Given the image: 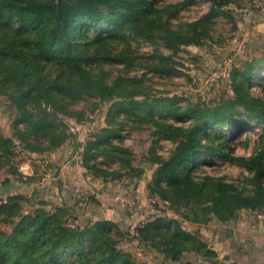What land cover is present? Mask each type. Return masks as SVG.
Listing matches in <instances>:
<instances>
[{
  "label": "rangeland",
  "instance_id": "374dc122",
  "mask_svg": "<svg viewBox=\"0 0 264 264\" xmlns=\"http://www.w3.org/2000/svg\"><path fill=\"white\" fill-rule=\"evenodd\" d=\"M154 2L149 23L132 18L128 28L81 18L72 50L40 63L33 44L37 34L3 10L0 0V134L15 141L12 156L0 153L3 235L10 236L23 217L45 211L75 229L104 223L109 237L140 264H176L140 234L160 219L151 229L161 227L160 235L151 234L156 241L176 223L187 230L184 225L217 222L242 235L241 251L264 247L259 233L264 229V122L258 114L264 106V0H231L212 14L208 0ZM84 71L89 84L102 80L113 96L82 92ZM22 91L36 128L19 123L25 111L12 100ZM219 107L232 109L226 124L201 129L204 117L225 114ZM191 137L202 150L193 171L175 167L177 177L157 185L161 162ZM5 145L0 139V147ZM86 163L116 174H96ZM214 182L257 198L258 206L229 211L227 196ZM252 229L255 237L249 236ZM96 247H88L93 256L99 254ZM193 253L182 264L222 263L218 255L210 260ZM4 255L13 252L8 248ZM86 262L94 264L95 258Z\"/></svg>",
  "mask_w": 264,
  "mask_h": 264
},
{
  "label": "trees",
  "instance_id": "16d2710c",
  "mask_svg": "<svg viewBox=\"0 0 264 264\" xmlns=\"http://www.w3.org/2000/svg\"><path fill=\"white\" fill-rule=\"evenodd\" d=\"M4 1H6V5ZM4 1L2 0L1 4L3 10H10L13 18H17L22 27L28 28L37 34L38 37L36 36V41L33 44H35L34 48H37L35 54L38 60H40V63L42 60L51 63L57 60L62 53H69L72 50L71 36L75 30V24L81 18L87 17L93 24L108 23L116 28H128L131 24H134L130 22L132 18L138 20V23H149V18L151 20L150 15L153 12L152 6L154 7L155 5L154 0H152V4L148 0ZM195 1L185 0L184 5H190ZM208 1L213 5L211 14L215 12L216 8L231 2V0ZM120 34H122L121 31H119L118 35ZM75 67L77 70H83L79 64H75ZM81 76L83 87L80 90L82 92L99 97L113 96L112 89L102 80L98 82L97 86H94L91 83L89 84L90 77L86 71ZM25 95L26 92L24 91L18 93L16 97H13L14 100L12 102L19 111H25V115L24 117L21 116L19 123L24 122L28 126H34L36 128L37 123L33 122L34 120L31 114L26 112L27 103L24 99ZM154 106L166 109L164 106ZM247 108L252 110L254 106L249 105ZM216 110L222 112L225 108L219 107ZM231 110L227 108L224 111L225 114L221 117L217 115L204 117L201 129L207 128L210 125H225ZM258 114L261 116L260 122L263 123L264 106L258 111ZM21 134L20 137L29 146L27 136L24 133ZM3 137L0 134V139L6 145L4 148L0 147V153L3 156L10 157L14 153L13 146L15 141L5 137L4 140ZM52 139L55 138L53 137ZM52 139L51 142L54 145H58V142L55 143ZM197 143L201 145L194 137L187 138L186 143H181L170 160L161 162V166L156 173L157 185L160 184L162 179L177 177L175 167H185L189 171H193L195 167L194 158L202 152V150L197 149L195 146ZM208 150H211V148H208ZM86 167L93 170L94 173L96 172V174L103 176L116 174L112 170L98 168L95 165H88L87 163ZM180 181L178 177L174 183L178 184ZM214 187L222 196H227L229 211L236 209V206L241 208H255L258 206L257 198L243 197L231 193L230 190H232V187L227 183L214 182ZM157 188L160 187L157 186ZM160 223H162L161 219L150 223L147 227H144L146 232L142 231L140 234L144 239H151L152 242L149 246L163 254L166 259L175 263L181 262L182 264L184 257L189 252H197L210 260L214 259L215 256L217 257V252L202 240L200 234L191 233L177 223L173 231L163 236L162 242L156 241L152 235H160L161 227L156 232H153L151 229L157 227ZM105 229L106 226L104 223L89 226L85 230H81L80 228L75 229L67 224H63L57 215H51L45 211L40 214V217L25 216L17 224L10 236H5L0 232V264L6 263V260H12L10 264H71L68 259L65 260L62 257L65 254L74 260L77 259L81 264H89L86 262V259L92 257L95 258L94 264H140L136 258L133 259V256L121 246L118 240L115 241L110 238ZM88 242H90V245ZM87 243L88 245L86 246ZM95 245L97 246L96 249L99 254L93 256V251L91 249L89 250L88 247L93 248ZM8 248L13 252L12 257L4 255V251Z\"/></svg>",
  "mask_w": 264,
  "mask_h": 264
},
{
  "label": "crops",
  "instance_id": "0c3cea01",
  "mask_svg": "<svg viewBox=\"0 0 264 264\" xmlns=\"http://www.w3.org/2000/svg\"><path fill=\"white\" fill-rule=\"evenodd\" d=\"M217 224V222L210 226L189 224L187 227L184 225V227L192 233L200 234L202 240L208 243L210 248L217 252V259L222 261L221 264H231L232 262H239L240 264H264V247H262L261 250H248L250 246L249 245L246 248V251H241L242 246L246 247L242 241V235H240L236 230H225L223 227ZM259 233L264 234V229H260ZM249 236L255 237L254 229L251 230ZM243 237V240H245L244 234ZM261 240L264 242V235L261 237ZM247 252H249V254H247ZM190 255L192 256L194 253L191 252ZM190 255L187 256V259L190 257ZM176 264H181V262ZM201 264L212 263L203 260V263Z\"/></svg>",
  "mask_w": 264,
  "mask_h": 264
},
{
  "label": "built area",
  "instance_id": "2783aa9c",
  "mask_svg": "<svg viewBox=\"0 0 264 264\" xmlns=\"http://www.w3.org/2000/svg\"><path fill=\"white\" fill-rule=\"evenodd\" d=\"M23 169H24V171H25L26 173H28L29 170H30V168H29L28 165H25V166L23 167ZM150 201H151L152 203H155V202H156V199H155V198H151Z\"/></svg>",
  "mask_w": 264,
  "mask_h": 264
}]
</instances>
